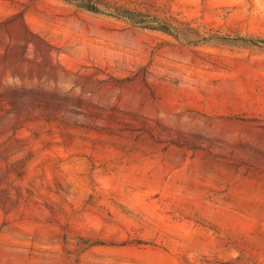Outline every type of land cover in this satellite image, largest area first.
I'll list each match as a JSON object with an SVG mask.
<instances>
[{"label":"rangeland","instance_id":"obj_1","mask_svg":"<svg viewBox=\"0 0 264 264\" xmlns=\"http://www.w3.org/2000/svg\"><path fill=\"white\" fill-rule=\"evenodd\" d=\"M95 1L0 0V264H264V0Z\"/></svg>","mask_w":264,"mask_h":264},{"label":"trees","instance_id":"obj_2","mask_svg":"<svg viewBox=\"0 0 264 264\" xmlns=\"http://www.w3.org/2000/svg\"><path fill=\"white\" fill-rule=\"evenodd\" d=\"M66 1L75 4L78 8H82V9L93 11V12H101L95 0H66ZM115 16L119 18L127 19L136 26L158 29L165 33L171 34V26L168 23L156 17H150L148 15L137 13V12L126 10V9L118 10ZM221 38L225 40L243 41V42L250 43L252 45H258L260 42L264 43V40L255 39L252 37H244V36H229L228 35V36H222Z\"/></svg>","mask_w":264,"mask_h":264},{"label":"bare ground","instance_id":"obj_3","mask_svg":"<svg viewBox=\"0 0 264 264\" xmlns=\"http://www.w3.org/2000/svg\"><path fill=\"white\" fill-rule=\"evenodd\" d=\"M101 21L102 20H95L96 23H100ZM62 25L65 27V26H67V23L64 21V22H62ZM177 55L181 56L183 59L189 58V53H187V52H183V53L182 52H178ZM259 74H260L259 76L261 77L262 82L264 83V71L260 72ZM110 182H113V180H110Z\"/></svg>","mask_w":264,"mask_h":264}]
</instances>
